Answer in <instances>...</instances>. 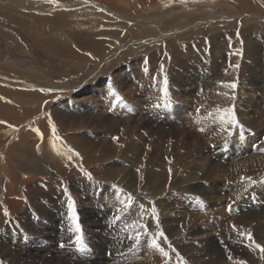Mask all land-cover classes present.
<instances>
[{
	"label": "bare ground",
	"instance_id": "1",
	"mask_svg": "<svg viewBox=\"0 0 264 264\" xmlns=\"http://www.w3.org/2000/svg\"><path fill=\"white\" fill-rule=\"evenodd\" d=\"M1 1L2 0H0V2ZM60 1H71L75 3L76 0ZM86 1L91 3H99L100 1L110 4L111 7L115 6L116 8L118 5H128L131 3V1L128 0ZM137 1L144 7L157 4L154 0ZM137 1L135 0V3H137ZM234 1L236 3L240 2L241 6L243 4L248 11L252 10V12L256 11L260 14L263 13L262 9L255 8L252 0ZM13 2H15L16 5H24L25 0H14ZM167 2L173 4L174 8H178L183 4L182 0H167ZM5 6L7 9L4 8ZM1 7L5 9L4 13L11 10L10 5L0 4V8ZM88 7L92 10V18L97 21L100 20L99 22L101 23L102 18L99 19L98 17L100 15L96 14L98 12L89 4ZM127 7L129 8V6ZM51 8H55V6L51 5ZM130 8L132 7L130 6ZM69 10L66 12L68 13ZM125 10L127 9L125 8ZM256 12L254 13L256 14ZM16 13L18 14L19 12ZM19 14L22 15L21 13ZM53 14L55 17L56 13L54 12ZM0 15H2V13ZM15 17L16 15L12 13L11 19H9L12 21ZM178 18L180 19V17ZM248 22L249 19L243 20V25L248 27L250 31L254 29L257 40L255 39L256 41L253 42V39H245L246 54L243 62H241L242 64L239 63L240 57L237 56L230 65L239 64L240 67L238 69L229 66L230 68L227 69L224 74H220L217 77H214L217 73L214 71L215 74L211 78V83H207L205 87L198 83L184 82L186 77L181 73V66L187 58H180V60L176 59L178 58L177 56H182L183 53L170 54V56H172V62L170 63L171 60L169 61L168 52H164L162 61H168L172 65L168 72L170 74V78L168 77L170 83L167 85L168 95L167 97L165 96L164 82L159 81V83L152 85L153 88L149 90L152 96H163L164 100L158 102L156 105L150 106L151 111L150 109L145 111L143 109L144 107L136 109L135 107H131L130 104L128 106H120L124 116L121 119L104 120L101 117L91 119L83 117V115H80L81 113L76 115L79 108L82 106L94 108L88 97L87 99L85 98L86 101H83V105L80 104L81 101L79 100L80 102L77 104V109L74 114H70L72 113L70 111L65 113L66 110L60 105L57 111H52L59 130L68 133V139L73 147L86 157L84 165L91 166L90 171L78 165V161H76L74 157L71 161L68 160V150L59 149L60 151L58 153L57 150L52 149L53 138L50 137L52 129L48 121L50 117L48 120H44V118L40 123L36 122L37 124L33 126L34 129L36 127L45 134L46 140L43 142L44 144L40 145L37 143L39 139L41 140V136L39 138L33 128L29 130V126L26 122V124L23 123V125L27 128V131L24 133V130L18 127V133L13 135V129L21 124L22 112L18 110L15 111L14 109V114L10 112L7 107L0 106V121H7V124H0V186H4L6 189L4 198L0 201V261H2L3 264H165L166 258L161 256L157 250L150 247V236H144L135 247H132L134 242L128 238L133 235L135 231L141 230L143 225H147V230L150 233L156 231L155 219L151 215V205L152 202H155L160 216V227L165 231L172 246L188 261V264H236L239 259L247 260L248 264H264V260L260 259L259 251L257 250L254 252L248 248L247 245L249 241L240 236L238 232L233 230L230 226V223H233L237 226L239 231L251 230L256 241L264 243V151L260 150L261 147H264V119L260 113H256L255 115L254 112L251 113L245 106L240 107L239 113L237 114V110L236 115L243 127L239 128L230 125L227 122L228 119L222 120L220 114L217 112L215 113L213 106L217 103L219 109L226 108L222 98L232 99L234 96V89L228 88L225 85L232 81L237 82L238 79H240L253 85L250 88L253 90L251 94L253 97L258 96L259 99L258 101L255 98L254 103L259 107H263L259 108V110L264 116V106L261 105V103L264 104V69L261 72H253L255 68L250 67L254 58L253 52L256 48V44L262 45L264 41V33L262 34L259 32V29L263 26H248ZM109 23H112V21ZM114 23L115 21L112 25ZM229 23L232 24V22ZM225 24H227V22H225ZM84 25H86V23H84ZM90 26L92 27V25ZM108 26L110 27V25ZM136 26H139V22ZM50 27L51 30L49 32L46 31V34L56 30L57 26ZM133 27L134 26L130 28L132 29ZM222 27L228 28L229 26L217 25V31L221 32L220 28ZM231 27L233 26L231 25ZM79 28L80 27H78V29ZM171 28L172 27H170V29ZM206 28L207 27H205V29ZM134 29L136 30L138 28L134 27ZM202 29L203 27L201 31ZM40 30H42V28H40ZM100 30L101 29L98 31ZM69 33L73 32L69 31ZM229 33L234 34V32ZM198 35L200 36V34ZM222 35L219 36L221 46L216 44L211 45L212 48L217 47L222 49V51L213 50V54L224 53L217 57H223L226 54L232 55L230 52L225 53V49L229 48V44L232 43L233 48L236 47L235 40ZM80 36L85 38H78L76 35L73 38H76L77 41L81 42L84 46L82 51H94L96 56L100 59V62L106 59L104 54L105 52L108 54L110 49L106 47L105 43L96 42L97 38L91 41L90 34L88 33L86 35L81 34ZM91 36L93 35L91 34ZM187 36L189 35H181L180 39H184ZM251 36L247 35V38ZM41 38H45V40H39V43H42V47H45L46 51H48L46 45L54 40L49 37L46 38L44 35H42ZM35 40L37 42V37ZM110 40L113 41L114 39ZM173 42L174 41H171L167 44L168 49H173ZM225 44L227 46H224ZM58 45L62 46L59 42ZM112 45L113 43L110 46ZM53 46L52 48L60 49L57 47L56 43H54ZM25 48L26 47H23V50H25ZM161 50L164 51L163 47H161ZM84 52L86 53V51ZM189 53V55L187 54L188 57L195 55L192 50H190ZM38 54L40 55L41 53ZM213 56L212 58H215L217 64H219L220 59ZM261 60L258 62L260 63ZM85 63H87V60ZM263 64L264 60L261 65ZM195 65L197 66V64ZM201 65L202 64H200V66ZM196 66L194 67L196 68ZM204 68L206 67L204 66ZM204 68H202V70ZM1 70L4 71V69ZM1 72L2 71H0L1 79L3 77H12L9 73L5 74V71L3 72L4 74ZM183 72L186 71L183 70ZM165 74L167 73L165 72ZM151 77L152 76H150V81L152 83V78L155 77ZM18 80L26 81V79L24 80L21 77L18 78ZM154 82L155 80L153 83ZM34 83L31 84L34 85ZM79 83L80 81H74L72 84ZM148 83L150 84V82ZM179 84L183 87L179 88ZM195 84L199 87L195 86ZM169 85H172V88H169ZM190 85H194L195 87H189ZM243 85L244 83L242 82L240 88ZM36 86L38 85L36 84ZM201 86L203 89L202 91L200 90ZM40 87L45 89L53 88L46 82ZM66 89L69 88L67 87ZM94 89L93 87V90ZM156 89L159 90V92H157ZM52 90L61 92L65 90V88L63 86H58ZM51 93L49 94L51 95ZM225 93H227V95H225ZM125 94L130 96L128 90L125 91ZM238 95L239 97L237 99L239 101L238 103H240V101L243 100V96L241 92H238ZM200 97L202 99L205 97V100L203 99L205 103H203L204 105L201 109L202 115L197 116L194 111L195 108L189 106L187 100L190 98L199 99ZM250 99L252 98L248 95L244 100L248 102ZM244 110H246V112ZM145 113H147L149 118L145 117ZM151 113L152 116L149 115ZM29 114L30 113H28V115ZM245 114L249 115L244 119ZM177 119L185 121L190 130H196L198 129V125H202L198 129L199 133H196L199 134L198 136L202 137V139H198L197 136H191V139H188L189 137L187 134L182 132L180 124H177ZM149 121L157 123V128H151L148 123ZM8 125H14L15 127H9ZM24 126L23 128H25ZM107 126H110L114 130L108 131ZM201 128H203L204 131H200ZM252 130H255V135L250 134ZM38 134H40V132ZM113 137H119L120 139L117 141L113 139ZM256 142H259V145L257 149L254 150L252 145ZM213 143L214 145L211 146ZM37 145H40L39 149H37ZM121 145H123V147H121ZM204 146L212 152L214 151L216 157L222 156L221 160H224V158L227 159V163L222 164L214 161L215 157L211 151L210 153H203ZM229 147H232L234 150L229 151ZM60 153L66 154L61 155ZM45 162H48L47 164H50L51 169L53 168L59 174L57 175L55 173L57 176H60L59 178H57V176L56 178L54 176L49 177L46 174L42 177V174L45 173H41L43 172L42 170ZM16 164L18 166H15ZM16 167L24 171V178L22 176L23 174L18 172ZM138 168L140 169L139 172H137ZM45 169L46 168H44V171ZM81 169L91 172L93 178L91 180L88 179ZM169 169H171V172ZM71 176L74 177L73 180H75L71 188H74L75 191L76 189H83L85 195L88 196V194H92V196H89L93 199L96 193V196H98L96 204L102 207L103 210L105 204L108 206L105 212L100 211L99 213L100 219L104 223L102 225H104L105 228L103 229L105 231L102 232L100 228V231H96L97 229L95 230L94 228L100 226H98L95 222L96 220L90 216L88 209L91 207L89 206L88 197L80 196L78 200L74 199L75 197L72 198L76 202L79 223L84 233V243L86 247L83 248L75 242V233L72 231L75 225L71 218V209L69 208V192L68 190L65 191L64 179L67 181ZM141 177H143V179H141ZM243 177H250L252 180L257 181V183L249 187V181L243 179ZM21 184H23V186ZM141 184H143L144 189L150 195H147L148 193L137 194V190ZM246 187L248 191L245 193L244 188ZM118 189H124V191L120 192ZM221 191H225V196L219 194ZM119 192L120 195H118ZM129 193L133 197V204L127 211H121L123 207L122 202L126 200L127 194ZM255 193L263 199L259 204H253L254 199H256L254 196ZM237 194H241L239 199H237ZM196 196H199L201 200H203L202 204L194 199ZM25 197L27 199H25ZM224 200L227 204L231 203L233 200H235V203L233 204V211L231 214L224 212L223 216L225 220L223 222H218V219L214 220V224L222 228L219 236H216L212 232L214 230L209 227L210 224L203 221V217H205L204 214L208 209L225 211ZM141 205H143V208H141ZM5 209L7 210V214L5 213ZM57 209L58 213H55ZM238 209H240V213H237ZM244 209L246 210L245 212ZM178 210H181V212ZM187 212H189V214ZM55 219L58 224L61 225L59 230H56L54 223L52 225ZM209 222H211V220ZM129 225H132V227L129 228ZM161 243L165 249L171 253V249L167 247L168 242L161 241ZM61 244L64 246L61 247ZM129 248H131V251H129ZM109 252H111V255L108 254ZM229 252L233 256L232 260L228 259ZM168 264H178L175 253H172V260L168 261Z\"/></svg>",
	"mask_w": 264,
	"mask_h": 264
},
{
	"label": "rangeland",
	"instance_id": "2",
	"mask_svg": "<svg viewBox=\"0 0 264 264\" xmlns=\"http://www.w3.org/2000/svg\"><path fill=\"white\" fill-rule=\"evenodd\" d=\"M13 1L14 0H2L0 2V4H6L7 6L10 5V9H11L9 12H5V13H7V14H5L4 11H5V9H7V7L5 6L4 7L5 9L2 7L0 8L1 9L0 14L2 13V15H3V16L0 15V23H1L0 24V31L2 32V33L0 32V71H2L1 73H3L5 71V74L9 73L10 75H12L11 78H4V77L2 79L0 78V106L7 107L9 109V111L14 113V114H15L14 109H15V111L18 110V111L22 112L21 113L22 114L21 115L22 116V121H21L22 125L20 124V126H16L13 129V131H14V132L12 131L13 135L15 133H18V131H17L18 127H20L21 130H24L23 131L24 133L27 131V128L23 125V123L24 124L27 123V125L29 126L28 129L30 130L33 128V126H35V124L40 123V121L43 120L44 118H45L44 120H48L50 117V119L48 121L50 122V120H51L52 122H55L56 129H57V135L62 138L61 140L56 141L57 148H59L61 150H64V149L68 150L69 148H72V149H75V148L73 147V145L71 144V142L68 139V137H69L68 133L61 132L57 126L56 121H55L53 112H54V110L57 111L59 105L63 109L66 110L65 113L70 111V112H72L70 114H74L75 110L77 109L76 108L77 104H79V102L81 101L80 104L83 105V101H86V99L88 97L90 102L93 104L94 108L93 107L88 108V107L82 106L79 108V111L76 113V115H79L81 113L80 115H83V117H85V118L94 119L95 117H97V118L101 117L104 120H107V119L116 120L118 118L121 119L122 117H124L123 116V110H121L120 106H128L131 104L130 106L133 108L135 107L136 109H140V108L144 107L143 109L145 111H147L150 109V106L156 105L158 102H162L164 100L163 96H152V94L149 92V90H150V88H153L152 85H154L155 83H159V81L164 82L165 75H167V77L170 76V74L168 73L169 69L172 66L170 64L172 62V60H171L172 56H170V54L183 53L182 56H177L178 57V58H176L177 60H180V58H187V59H185L187 61L184 60V64L181 66L182 70L180 69L181 73H183L182 75L184 77H186V80L184 81L185 83H188V82L189 83H198V84H201L202 86L205 87V85L207 83H211L210 82L211 78H212V76H214L215 72H217V73L214 77H217L220 74H224V72H226V70L230 68L229 67L230 63L232 64V62L234 61V59H236L237 56L240 57L239 63L242 64L241 62H243V60L245 58V54H246V41H245V39H253V42L257 40L256 39L257 36L255 35L256 33H255L254 29H252L250 31V29L248 27H245L243 25V20L249 19L248 26L262 25L263 27H261L259 29V32L262 34L264 33V0H252L253 5H255V8L262 9V12H263L262 14L254 11V12H256V14H255L254 12H252V10L248 11L247 8L243 4L241 6L240 2L236 3L234 0H183V2H182L183 4L178 8H174L173 4L167 2V0H158V2H157V0H154V1H156L157 4L156 5L153 4L150 7L149 6L144 7L137 0H136L137 3H135V0H128V1H131L132 4L129 3L130 5L128 4V5H121V6L118 5L117 8L115 6L111 7L110 4H108V3H104V2H100V1H99V3L98 2L91 3V2L86 1V0H76L75 3L71 2V1L70 2L69 1L68 2H62L59 0V4H50V3L46 2V0H25L24 5L23 4L16 5L15 2H13ZM117 1H119V0H117ZM165 2H167V3H165ZM245 3H247V2H245ZM88 4L91 7H93L96 10V12H98L96 14L100 15L98 17L99 19L102 18L101 23L99 22L100 20L97 21L96 19L92 18L93 17L92 16V10L89 9ZM51 5L55 6V8H51ZM127 6H129V8ZM130 6L132 8H130ZM151 7H152V9H151ZM125 8L127 10H125ZM143 8H144V10H143ZM2 9H3V11H2ZM69 9H71V10H69ZM128 9L131 11H129ZM67 10H69L68 13L66 12ZM137 10H139V11H137ZM144 11H145V13H144ZM16 12H19L22 15H20L19 13L17 14ZM54 12L56 13L55 17L53 14ZM12 13H14L16 15V17L14 20L11 21L10 19H11ZM140 13L142 14V16ZM32 14H34V15H32ZM252 14H254V15H252ZM141 17H143V18H141ZM178 17H180V19ZM230 19H232V20H230ZM107 20H109V21H107ZM111 21H112V23L115 21V23L112 25V23H109ZM237 21H238V23H237ZM8 22H9V24H8ZM138 22H139V26H136V25H138ZM225 22H227V24H225ZM229 22H232V24H230ZM84 23H86V25H84ZM87 23H88V25H87ZM90 25H92V27ZM108 25H110V27ZM217 25L218 26H221V25L225 26L226 25L229 27L228 28L222 27L223 29L220 28L221 29V32H220V31H217L218 29H216ZM231 25L233 27H231ZM50 26H57L56 30L46 34V31L49 32L51 30ZM132 26H134L135 28H138V29L135 30L134 27L131 29L130 27H132ZM78 27H80V28L78 29ZM141 27H143L144 29ZM170 27H172V28L170 29ZM199 27H201V28L203 27L202 31H201V28H199ZM205 27H207L206 29H208V30H206ZM40 28H42V30H40ZM15 29H16V31H15ZM43 29H45V30H43ZM99 29H101V30L98 31ZM81 30H82V32H81ZM83 30H84V33H83ZM134 30H135V32H134ZM198 30H200V31H198ZM203 30H204V33H203ZM44 31H45V33H44ZM69 31H72L73 33H69ZM224 31H227V32H224ZM94 32H96V33H94ZM229 32H234V34L229 33ZM87 33L90 34L91 41H92V39L97 38L96 42H103L106 44V47H109L110 52L108 54L106 52H105V54L103 53L106 59H104L100 62V59L96 56L94 51L84 50V51H86V53H85L84 51H82V48L84 46L81 44V42H78L76 38H73L76 35L78 38L84 39L85 37H81L80 35L81 34L86 35ZM251 33H252V36H251ZM91 34L93 36H91ZM198 34H200V36ZM42 35H44V37H46V38L49 37L52 40H54L50 44L46 45V47H48L47 48L48 51H46L45 47H42V43H39V40L40 41L45 40V38L44 39L41 38ZM181 35H189V36H187L184 39H180ZM221 35L224 37H230V39L235 40L236 47L233 48L232 43H231V44H229V48L225 49V53L230 52L232 55L226 54L223 57H217V56H221V54H224V53H214L213 54V50L214 51H216V50L222 51L221 48H217V47L212 48L211 47V45H213V44L221 46V43L219 42V40H220L219 36H221ZM247 35H250L251 37L247 38ZM36 37H37V42L35 40ZM203 37H206V38H203ZM117 38H119V39H117ZM196 38H198V39H196ZM110 39H114V40L112 41ZM138 39H139V41H138ZM153 39H154V41H153ZM143 40H145L146 42ZM106 41H107V43H106ZM171 41H174L173 42V49H168L167 44ZM241 41L243 43H241ZM58 42L61 43L62 46H59ZM108 42L109 43L112 42L113 45L110 46L112 43L109 44ZM54 43H56L57 47L60 49L52 48V47H54L53 46ZM28 44L32 45V46H29ZM35 44H36V46H35ZM224 46H227V45L225 44ZM23 47H26L25 50H23ZM161 47H163L164 51L161 50ZM263 47H264V41H263L262 45L256 44V48L253 52L254 58H253V61L251 62V65H250V67L255 68L254 71L252 70L253 72H258V71L261 72L264 69V64L261 65L263 63V60H264V48ZM143 49H144V52H143ZM145 49H146V51H145ZM219 49H221V50H219ZM190 50H192L196 56L191 55L190 57H188L187 54L188 55L190 54L189 53ZM239 50L243 51V55H237L236 54V52H238ZM28 51H29V53H28ZM164 52H168L169 61L171 60L170 63L168 61H162V57H163L162 55ZM261 52H262V54H261ZM38 53H41V54L39 55ZM83 53L86 55H84ZM89 53H91V55H89ZM114 53L116 56L114 55ZM50 55H52V56H50ZM213 55H216V56H213ZM107 56H109V57H107ZM212 56L220 59L219 64H217L216 59L212 58ZM65 57H68V58H65ZM87 57L89 60L87 59ZM76 58H77V60H76ZM109 58H111V59H109ZM46 60L48 61V63ZM86 60H87V63H85ZM259 60H261L260 63L258 62ZM91 61H93V62H91ZM192 61H194V62H192ZM99 62H100V64H99ZM254 63H255V65H254ZM195 64H197V66ZM200 64H202V65L200 66ZM167 65H169V66H167ZM193 65L196 66V68ZM204 66L207 69L204 68ZM200 67H201V70H200ZM202 68H204V69L202 70ZM1 69H4V71ZM161 69H163V71H161ZM70 70H71V72H70ZM183 70L186 72H183ZM64 71H65V73H64ZM193 71H195V72H193ZM12 72H14V73H12ZM165 72L167 74H165ZM210 73H211V75H210ZM160 74L162 75L163 78L161 77ZM150 76L155 77V78L151 77L152 83L150 81L151 80ZM17 77L18 78L21 77L24 80L26 79V81H19ZM169 78H168V81H169L168 83H170ZM153 79L155 80L154 83H153V81H154ZM91 80H93V81H91ZM206 80H208V81H206ZM72 81L73 82L74 81H80V83L73 85ZM145 81H147V82H145ZM45 82L47 84H50L53 87L52 89H55L58 86H63L65 88V90H62L61 92L57 91V90H53V91H51L52 93L51 92L46 93V91L42 92V91H40V89H42L43 87H40V86ZM148 82H150V84ZM242 82L244 83V85L240 88V85ZM31 83H34V85ZM36 84L38 86H36ZM180 84H182V83H180ZM180 84L178 86H179V88H182L183 86ZM195 86H198V85L195 84ZM195 86L190 85L189 87H195ZM202 86L200 87L201 91L203 90ZM252 86L253 85L251 83H248L247 81H242V80L238 79L237 88L234 89L233 98L232 99L222 98L226 108H220V109L223 110V109L230 108L234 104L235 105V111L237 112V110H238V112H237V114H238L239 108L245 106L246 109L250 110L251 113L254 112L255 115H256V113H260V115L264 119V116L261 114L262 112L259 110V108H263V107H259L258 105H256L254 103L255 98L258 101H259V99H258V96H256V97L252 96L251 92L253 90L250 89ZM67 87L69 89H66ZM93 87L95 88L94 90H93ZM169 88H172V85H169ZM43 89H45V88H43ZM110 89H115V93H117L120 97H123V100L117 101L115 94L109 95ZM27 90H29V91H27ZM127 90L130 92V94H129L130 96L125 94V91H127ZM157 92H159V90H157ZM238 92H241V95L243 96V100H241L240 103H238L239 101L237 99L240 95V94L238 95ZM49 93H51V95ZM69 93L70 94L72 93V94L70 95ZM66 94H67V96H66ZM84 95H86V96H84ZM248 95H250L252 98V99H250V101H248L249 103L247 101L245 102V100H244L245 97H247ZM40 96H42V97H40ZM195 96H196V93H195ZM200 98L199 99L190 98L189 100H187L189 106H192L195 108L194 111L196 112L197 116L202 115L201 109L204 105L203 103H205V101H204L205 97H203L204 100L202 98L201 99ZM71 99H73V100L70 101ZM67 100H68V102H67ZM45 101H47V103H45ZM65 102H67V103H65ZM200 103H202V104H200ZM261 105L264 106L263 103H261ZM213 106H214L215 113L217 112L220 114V118L223 116L224 119H228L227 114H225L223 111H217V109H219L217 103L214 104ZM110 108L112 109L111 111H109ZM150 111H151V109H150ZM244 111L246 112V110H244ZM28 113H30V114L28 115ZM145 115H146L145 117L149 118L147 113H145ZM149 115L152 116V113ZM248 115L249 114H245L244 119ZM71 119H73V118H71ZM181 119H182V117H181ZM241 119H242V117H241ZM148 123H149L151 128L152 127L155 129L157 128V126H156L157 123H154L153 121H149ZM177 124H180V128H181L182 132H185L187 134V136L189 137L188 139H191L190 138L191 136L192 137L197 136L198 139H202V137L198 136L199 134H196V133H199L198 129L202 125H198L197 126L198 129H196V130H194V129L190 130L189 126L186 125L185 121H181L180 119H177ZM50 125H51V123H50ZM23 126L25 128H23ZM50 127L52 129V126H50ZM36 129H38V128L35 127L34 130L36 131ZM107 130L112 131L114 129H112L110 126H107ZM39 132H40V134H38ZM39 132L36 131V133H37L36 135L40 138L41 133H43V132L40 131V129H39ZM255 133H256L255 130H252L250 132L251 135H255ZM44 135L45 134L43 133V138H45V139H41V140L39 139V142L37 144H40V145L44 144L43 142H45V140H46V137ZM50 137L53 138L52 132H51ZM212 145H214V143L211 144V146ZM258 145H259V142H256L252 145V148L254 150H256ZM52 149L56 150L53 147H52ZM232 150H234V149L232 147H229V151H232ZM75 151L79 152L76 149H75ZM203 151H204L203 153H210L211 150H209L206 146H204ZM68 153H69V155L73 154L69 151H68ZM79 153H80V157H76L73 155V157L76 159V161H78L77 164L80 166H83L85 169L90 171L91 166H87L86 164L84 165V161L86 160V157L84 155H82L81 152H79ZM212 153L215 157V159L213 158L214 161L220 162L222 164L227 163V161H228L227 159L224 158V160H221L222 156L216 157V154H214V151ZM47 163L48 162L44 163V168H46V169L44 171V168H43V170H42L43 172H41V173H44V172L45 173L42 174V177L45 176V174H46L49 177L54 176L56 178V176L59 174L53 168L51 169L50 164L48 165ZM45 165H46V167H45ZM15 166H18V165L16 164ZM16 168L18 169V172H21V174H23L22 176L24 178L25 177L24 171L19 169L18 167H16ZM46 170H48V171H46ZM59 177L60 176H57V178H59ZM71 177L67 181L64 179L66 189L68 190V192L72 198L75 197L74 199L78 200L80 198V196L81 197H84V196L88 197L89 206L91 207L90 209H88L90 212V216H92L96 220L95 222L97 223V225L100 226V227L94 228V229L95 230L97 229L96 231L101 230L102 232H104L105 230L103 228H105V227H104V225H102L104 223L100 219L99 213H100V211L105 212V210L108 206L105 204L103 207L104 208V210H103L102 207H99L96 204V201L98 199L97 198L98 196H96V193H95V198H94L95 201H94V199L90 197V196H92V194H88V196H86L85 191L83 189H76V191H75L74 188H71L75 183V180H73L74 177H72V178ZM21 185L23 186V184H21ZM139 189L137 190V194H147L148 193L144 189L143 184L140 185ZM5 191H6L5 187L0 186V201L3 200L4 195H5ZM224 193H225V191H221L219 194L222 196H225ZM79 194H81V195H79ZM118 195H120V192ZM147 195H150V194L148 193ZM37 196H40V195H37ZM254 196L256 199H254L253 204H259V202H262L263 199L261 196H259L256 193L254 194ZM101 198H102V196H101ZM25 199H27V198L25 197ZM152 205L156 207L157 204L155 202H152ZM152 205H151V208L153 207ZM227 205L228 204L224 200L225 211H218L216 209H212V210L208 209L206 211V213L204 214L205 217H203V218L205 220L203 219V221H206L210 224L209 227L212 230H214L212 232L216 236H219L220 232L222 231V228L219 225L216 226L214 224V220L218 219L217 220L218 222H223L225 220V217L223 216L224 212L231 214L232 211L229 212L227 210ZM204 207H203V212H204ZM97 211H99V212H97ZM178 211L181 212V210H178ZM245 211L246 210L244 209V212ZM55 213H58V209L56 210ZM187 213L189 214V212H187ZM237 213H240V209L237 210ZM213 217L214 218L216 217V218L214 219ZM212 219H213V221H212ZM210 220H211V222H209ZM53 223H54V227H56V230L57 229L59 230L61 228V225L58 224L56 219L52 222V225H53ZM232 225H233V223H230V226H232ZM99 228H100V230H99ZM221 235H222V233H221ZM57 243H58V241H57Z\"/></svg>",
	"mask_w": 264,
	"mask_h": 264
},
{
	"label": "snow or ice",
	"instance_id": "3",
	"mask_svg": "<svg viewBox=\"0 0 264 264\" xmlns=\"http://www.w3.org/2000/svg\"><path fill=\"white\" fill-rule=\"evenodd\" d=\"M46 2L50 3V4H59V0H46ZM183 2V0H182ZM241 43H243L241 41ZM237 55H243V51L239 50L237 53ZM89 55H91V53H89ZM230 67L238 69L240 67L239 64H235V65H230ZM161 71H163V69H161ZM223 83V82H221ZM164 91H165V96L167 97L168 95V77L167 75H165L164 77ZM228 88L231 89H235L237 88V82L236 81H232L228 84L225 85ZM40 91L42 92H51L53 91L52 89L48 88V89H40ZM116 96L117 101H121L123 100V97H120L118 94L115 93V89H110L109 95H114ZM225 95H227V93H225ZM45 103H47V101H45ZM112 109L110 108L109 111H111ZM217 111H223L225 114H227L228 116V123L230 125L242 128L243 125L240 124V121L236 115V111H235V105L233 104L230 108L227 109H217ZM221 119L223 120L224 117L222 116ZM51 126H52V133H53V143L52 146L54 149L57 150V152L59 153V148H57L56 145V141L57 140H61L62 138L60 136L57 135V129H56V124L54 122H52L50 120ZM0 124H7V121H0ZM9 127H15L14 125H8ZM37 132H39V129H36ZM200 131H204L203 128L200 129ZM41 139H43V133H41ZM113 139L119 141V137H113ZM37 149H39V145L36 146ZM121 147H123V145H121ZM261 151H264V147L260 148ZM69 152L73 153L74 156L76 157H80V153L75 151V149L69 148L68 149ZM61 155H65L66 153H60ZM68 160H72L73 156L69 155ZM82 171H84V174L88 177V179H92V173L91 172H87L83 169H81ZM140 169H137V172H139ZM169 171L171 172V169H169ZM141 179H143V177H141ZM243 179L249 181V187L251 185H254L257 183V181L252 180L250 177H243ZM120 192H123L124 189H118ZM65 191H67V189L65 188ZM248 191V188H244V192L246 193ZM241 194H237V199L240 198ZM194 199H196L197 201H199L201 204L203 203V200H201V198L199 196L194 197ZM123 203V207L121 208V211H127L129 208H131L132 204H133V197L132 195L129 193L127 194L126 200L122 202ZM235 203V200H233L231 203H229L227 205V210L229 212L233 211V204ZM69 208L71 209L72 212V221L75 225L74 229H72V231L75 233V242L77 244H79L81 246V248L86 247L85 243H84V233L83 230L81 228V225L79 223V216L77 214V210H76V202L74 199H72L71 195L69 194ZM141 208H143V205H141ZM5 213L7 214V210L5 209ZM151 215L152 217L155 219V223H156V231L154 233H150L147 230V225H143L141 230H137L134 232L133 235L129 236L128 238L131 239L134 243L132 245V247H135L137 244H139V242L141 241V239L148 235L151 237V243H150V247H152L153 249L157 250L161 256L165 257V264H168V261L172 260V253H175L178 264H188V261L182 256L180 255V253L172 246L171 241L168 239V236L166 235L165 231L160 227V216H159V212L157 210V208L155 206H153L151 208ZM129 228L132 227V225L128 226ZM183 227V226H182ZM233 230H236L238 232V234L242 237H244L247 241H249L247 247L250 248L252 251H259L260 254V259L264 260V243H260L257 242L254 234L251 230H245V231H239V229L237 228V226L235 224H233L232 226ZM161 241H167V247L171 249V253L169 251H167L165 249V247L162 245ZM64 245L61 244V247H63ZM129 251H131V248H129ZM109 255H111V252L108 253ZM228 259L232 260L233 256L232 254L229 252L228 254ZM0 264H3L2 261H0ZM236 264H248V261L245 259H239L237 260Z\"/></svg>",
	"mask_w": 264,
	"mask_h": 264
}]
</instances>
